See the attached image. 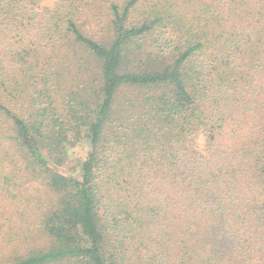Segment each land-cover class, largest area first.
<instances>
[{
  "label": "trees",
  "instance_id": "trees-1",
  "mask_svg": "<svg viewBox=\"0 0 264 264\" xmlns=\"http://www.w3.org/2000/svg\"><path fill=\"white\" fill-rule=\"evenodd\" d=\"M0 264H264V0H0Z\"/></svg>",
  "mask_w": 264,
  "mask_h": 264
},
{
  "label": "rangeland",
  "instance_id": "rangeland-1",
  "mask_svg": "<svg viewBox=\"0 0 264 264\" xmlns=\"http://www.w3.org/2000/svg\"><path fill=\"white\" fill-rule=\"evenodd\" d=\"M200 2H209L210 0H198ZM58 54V53H56ZM82 59V61L79 60ZM79 61V62H78ZM51 62H53L51 60ZM56 68L49 69L47 68L48 73H53V84H56V87H59V91H67L70 90L74 92L76 95H82V92L93 93V91L97 87V65L93 63V61L84 55L77 53L76 57L68 56L67 52H61L60 57L58 56L55 60ZM56 89V88H55ZM34 93L33 89L29 92ZM59 92H57L58 94ZM55 97V93H53ZM65 98V97H62ZM62 98H57L55 100L54 105L58 107V109L62 108ZM28 104L25 106L27 107ZM28 108V107H27ZM24 108V109H27ZM63 109V108H62ZM64 118V116H62ZM72 138V137H71ZM73 141V140H72ZM202 142V140H201ZM74 146L69 149L66 159L62 162L61 167L57 169L58 172L63 174H69L75 171H78L80 168L81 162L86 158L90 147L88 140L82 139L80 141H74ZM35 187H38V184H34ZM23 189H31V186L28 185ZM23 196L27 194L21 192Z\"/></svg>",
  "mask_w": 264,
  "mask_h": 264
}]
</instances>
